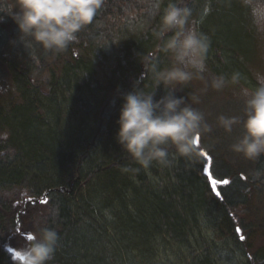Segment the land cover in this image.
<instances>
[{"label": "trees", "instance_id": "obj_1", "mask_svg": "<svg viewBox=\"0 0 264 264\" xmlns=\"http://www.w3.org/2000/svg\"><path fill=\"white\" fill-rule=\"evenodd\" d=\"M156 3L103 0L93 22L62 51L69 53L71 62H64L63 76L46 94L29 82L27 69L20 79L10 61L18 82L12 96L20 93L21 100L0 111V264H19L8 248H25L30 241L23 232H37V221L59 235L48 264H156V246L164 240L187 246L194 258L188 264H264V245H257L256 230L247 224V194L253 185L256 194L262 190L264 154L242 163L241 154L234 151L228 159L224 155L217 160L212 149L206 151L213 177L229 181L217 186V196L203 174L206 159L200 146L198 155L190 157L170 147L168 164L154 161L143 168L115 139L123 93L136 86L154 91L159 99L166 92L163 85L156 87L155 72L173 61L156 32L169 0L159 2L157 10ZM182 6L195 16L194 29L208 39L206 69L211 81L236 74L245 78L256 29L242 0H182ZM5 17L0 23L11 19ZM10 25V30L0 28L2 47L18 41L12 19ZM100 60L108 63L105 86L95 85L93 62ZM188 86L190 82L175 92L187 103L186 96L193 93ZM205 97V104L215 100L210 94ZM64 103L75 105L90 122H83L85 126L63 142L59 125ZM191 106L204 115L208 108L201 94ZM222 112L240 118L228 134L233 144L243 133L244 107L234 113L227 106ZM219 129L216 133L224 136L226 131ZM199 140L203 146L204 133ZM259 173L262 177L255 178ZM40 199L47 203L38 204ZM35 208L39 214L28 218ZM202 228L213 237L203 236ZM198 234L200 243L193 248Z\"/></svg>", "mask_w": 264, "mask_h": 264}, {"label": "clouds", "instance_id": "obj_2", "mask_svg": "<svg viewBox=\"0 0 264 264\" xmlns=\"http://www.w3.org/2000/svg\"><path fill=\"white\" fill-rule=\"evenodd\" d=\"M102 3L103 0H10L5 4L0 0V21L5 15L14 21L24 46L36 44L59 53L77 41V34L93 22ZM242 3L250 9L256 28L264 31V0ZM189 16L190 9L182 6V0H169L160 16L156 36L164 41L163 51L170 53L173 61L171 67L155 72L156 87L163 85L165 94L155 99L154 91L146 93L136 86L122 94L115 139L124 153L143 168H149L154 161L168 164L170 147L183 157L198 155L196 137L212 130L203 112L187 103L184 96L175 94L194 75L206 71L209 42L205 35L187 26ZM168 33L172 35L165 39ZM238 79V74L232 77L233 82ZM225 82L223 76L216 77L212 87L219 90ZM241 95L245 105L243 133L231 149L255 159L264 154V75L257 76L254 89L243 88ZM217 122L230 133L240 118L220 115ZM31 236L28 245L18 251L19 264H48L57 250V230L39 227L37 221V232Z\"/></svg>", "mask_w": 264, "mask_h": 264}, {"label": "rangeland", "instance_id": "obj_3", "mask_svg": "<svg viewBox=\"0 0 264 264\" xmlns=\"http://www.w3.org/2000/svg\"><path fill=\"white\" fill-rule=\"evenodd\" d=\"M156 1L155 9L157 10L163 0ZM3 2L7 4L10 0H3ZM159 2L161 3L159 4ZM153 13H155V10ZM194 17L195 16H189L188 27L194 28ZM5 19L7 18L5 17ZM10 22L11 19L7 23H0V28L10 30ZM255 29L256 30H252L255 39L254 53L253 56H250L249 60H247L246 71L248 73H246L245 78H243L242 74H239V79L233 82L232 77H230L226 80L225 85L217 90L212 87L211 77L206 69L204 73L194 75L193 79L189 81L191 86H188V89L193 93L186 96L188 103L191 104L197 96L201 94V102L203 101V105L208 107L205 114L206 121L212 129L210 132L204 133L203 146L201 145L200 140L197 143L200 147L204 148L205 151L211 152L212 149L215 154V160L220 159L224 155H226L225 158L228 159L227 157L229 153L233 151L231 149V136L228 135L229 132H226L224 136H220V133H216V131L220 130L217 118L220 115H224L222 110L227 106L233 108L234 113H236L235 109L237 110L245 107L241 90L243 88H248L249 90L254 89L257 86V76L264 75V31L258 30L256 26ZM17 40L15 43L12 41L7 43V46L4 47L0 45V52H2L0 53V90L3 93V97H0V111L1 109L3 110L10 107V105H12L11 103L21 100L20 93L12 96L11 92V89H13L12 86L18 87V82L14 79L15 69L17 72L16 74H18L20 79L22 78L21 75L25 72L24 70L27 69L28 73H25H27L29 82L40 85L41 88H39V90L41 93L46 94L49 91L48 89H50L49 85L54 82L52 84L54 87L57 84V81L63 76L64 72L62 71L65 69L64 62H71V56L67 51L59 54L50 53L39 45L33 44L29 46L25 43L24 46L19 38ZM88 56L92 60L96 59L91 54ZM84 59L89 60L88 57H84ZM29 60H32V63L28 64ZM10 61L15 63V69L11 67L12 63H10ZM107 64L106 60L93 62L96 86H105ZM188 89H186V91ZM206 94L214 96L215 100L213 103L210 102L211 104H205L206 101L204 100ZM57 100L59 101V99ZM65 104L66 103H64L60 109V112L62 113L60 118L63 123L59 125V130L62 132L61 136L63 142L70 140V135L72 133H75L79 128L84 127L85 125L83 122H85V124H87L88 121L90 122V118L83 116L82 112L75 105L72 103H68V105ZM6 134L7 132L2 134L4 138L6 137ZM240 159H242V163L248 161L243 155H240ZM254 177L260 179L262 174L259 173V175H254ZM261 185L262 190L260 189L258 194H256L257 191H255L257 188L256 185L251 186L247 194V224L253 231L256 230L254 237H258L257 245H264V183ZM40 200L44 201L42 199ZM30 202L32 201L30 200ZM33 204L34 203H32V205ZM38 204L42 205L44 203ZM35 210V212L31 211L28 218L39 214L38 209L35 208ZM39 211L43 212L41 209ZM30 223L31 221H28L27 226ZM200 230L201 234L207 239L213 237L210 231L204 230L203 228ZM220 232L222 231L220 230ZM222 233L224 234V232ZM247 233H249V231H247ZM254 233H252V235H254ZM23 234L26 235V239H28V236L31 235V231L28 229V231L23 232ZM239 235L241 237L242 233L240 232ZM196 241L200 243L199 234L196 237V240L192 243L193 248L194 246H197V244H195ZM189 250L190 249L187 246L184 247V245L173 243L170 240L160 241L158 246H156V264H188L194 259L192 255L189 254ZM8 251H10L9 248ZM10 252L14 257L16 251L11 250Z\"/></svg>", "mask_w": 264, "mask_h": 264}, {"label": "snow or ice", "instance_id": "obj_4", "mask_svg": "<svg viewBox=\"0 0 264 264\" xmlns=\"http://www.w3.org/2000/svg\"><path fill=\"white\" fill-rule=\"evenodd\" d=\"M197 142H199V138H198V137H197ZM203 155L206 156L207 153H203ZM204 171L207 172V173H209V176H211V172H210V170H209L208 168H205ZM218 184H224V185H227V184H229V181H228L227 179H222V180H219V181L216 180V179H212V180H211L212 190L215 192V194H216L217 196H220V191L217 190V185H218ZM41 203H45V204H46V203H47V200L41 201ZM237 231H239V229H237ZM28 239H29V240L32 239V236L29 235V236H28ZM241 239H244V237L241 236ZM10 251H11V249H10ZM15 255L18 257V256H19V253L16 252Z\"/></svg>", "mask_w": 264, "mask_h": 264}, {"label": "water", "instance_id": "obj_5", "mask_svg": "<svg viewBox=\"0 0 264 264\" xmlns=\"http://www.w3.org/2000/svg\"><path fill=\"white\" fill-rule=\"evenodd\" d=\"M197 137L199 138V135H198ZM197 137H196V144H197ZM200 153L203 154V153H205V151L202 150V149H200ZM204 156H205V155H204ZM205 157L207 158V162H206V164L204 165V169H205V168H208V169H209V167H210V163H209L210 158H209L208 155H206ZM204 169H203V174L207 177V179H208V181H209V183H210V185H211V180L214 179V178L212 177V175L209 176V173L205 172ZM209 170H210V169H209ZM211 187H212V186H211ZM14 258L19 259V257H17L16 255H15Z\"/></svg>", "mask_w": 264, "mask_h": 264}, {"label": "bare ground", "instance_id": "obj_6", "mask_svg": "<svg viewBox=\"0 0 264 264\" xmlns=\"http://www.w3.org/2000/svg\"><path fill=\"white\" fill-rule=\"evenodd\" d=\"M196 145H198L199 146V144L197 143ZM214 192V191H213ZM215 193V192H214ZM32 202L34 201V200H31ZM39 201H41V200H39ZM14 257H15V255H14ZM15 259V258H14Z\"/></svg>", "mask_w": 264, "mask_h": 264}]
</instances>
